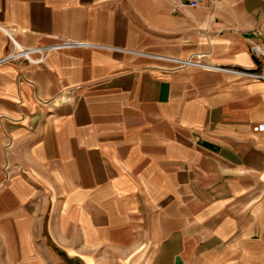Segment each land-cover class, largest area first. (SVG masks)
I'll return each mask as SVG.
<instances>
[{
	"label": "crops",
	"instance_id": "0c3cea01",
	"mask_svg": "<svg viewBox=\"0 0 264 264\" xmlns=\"http://www.w3.org/2000/svg\"><path fill=\"white\" fill-rule=\"evenodd\" d=\"M0 0V264H264V0ZM177 6V11L173 8Z\"/></svg>",
	"mask_w": 264,
	"mask_h": 264
},
{
	"label": "built area",
	"instance_id": "2783aa9c",
	"mask_svg": "<svg viewBox=\"0 0 264 264\" xmlns=\"http://www.w3.org/2000/svg\"><path fill=\"white\" fill-rule=\"evenodd\" d=\"M199 4L198 0H192L187 5L189 6H197ZM178 7L175 6L173 8L174 11H177ZM90 43L84 41H78L74 39H65L60 41L59 43H55L53 45H38V46H23L18 44L15 40H13V49L3 56L0 59V64L5 63L7 61L15 60L23 58L27 60L29 63L35 65H41L45 62L49 53L58 49H65L76 46H89ZM251 53L258 57L260 60V68L259 69H230L224 67H217L203 63L200 60V56H190L187 58H175V57H165L157 55L159 58L169 61L176 66L179 67H203L210 68L216 70H222L229 73H232L241 77H248L255 80H263L264 81V43H252L251 44ZM257 131H264V122L259 124L256 127Z\"/></svg>",
	"mask_w": 264,
	"mask_h": 264
}]
</instances>
